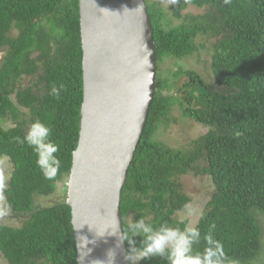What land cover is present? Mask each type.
<instances>
[{"label":"trees","instance_id":"trees-1","mask_svg":"<svg viewBox=\"0 0 264 264\" xmlns=\"http://www.w3.org/2000/svg\"><path fill=\"white\" fill-rule=\"evenodd\" d=\"M170 1L171 16L160 1L146 0L156 93L122 190L123 228L141 216L155 226H188L176 218L190 201L181 180L203 175L214 193L195 225L201 240L194 250L202 251L210 236L229 264H264V0ZM190 6L204 12L184 15ZM169 16L180 23L171 26ZM203 38L213 40L205 73L179 67L174 75L184 80L170 84L166 61L196 56ZM82 58L79 0H0V157L11 165L2 188L10 215L0 222V257L8 264H78L71 207L38 201L59 186L44 178L36 154L19 140L36 120L51 128L60 146L56 180L67 194L84 98ZM25 77L31 78L26 87ZM61 84L54 98L50 88ZM175 106L206 128L188 148L155 140L161 125L176 123ZM140 264L167 262L155 257Z\"/></svg>","mask_w":264,"mask_h":264},{"label":"water","instance_id":"water-1","mask_svg":"<svg viewBox=\"0 0 264 264\" xmlns=\"http://www.w3.org/2000/svg\"><path fill=\"white\" fill-rule=\"evenodd\" d=\"M79 11L84 98L66 200L77 261L109 264L111 251V264H130L107 228H123L122 190L156 93L152 21L146 0H79Z\"/></svg>","mask_w":264,"mask_h":264},{"label":"clouds","instance_id":"clouds-1","mask_svg":"<svg viewBox=\"0 0 264 264\" xmlns=\"http://www.w3.org/2000/svg\"><path fill=\"white\" fill-rule=\"evenodd\" d=\"M230 3L231 0H224ZM65 86L59 87L53 85L49 94L54 98H60L61 92ZM51 128L40 120L34 121L20 143H26L36 154V165L40 169L44 178L53 181L59 186L56 177L61 168V160L58 156L60 146L54 142L51 137ZM19 139V138H18ZM8 159V158H7ZM66 185H70L71 176L65 177ZM185 205V208H188ZM111 229L109 235L117 237V246L123 241L129 244V251L126 259L130 264H140L151 258H163L167 264H229V258L226 256L222 245L213 240L210 236L206 237V247L202 251L194 250V245L199 244L201 233L196 226L179 227L169 226L162 223L159 226L147 221L141 216L139 219L130 220L125 228H122L117 220L115 228ZM105 231L98 235H103ZM136 237H140L139 246ZM85 242H87L85 240ZM113 258V253L109 252V264ZM101 264V262H100Z\"/></svg>","mask_w":264,"mask_h":264},{"label":"rangeland","instance_id":"rangeland-1","mask_svg":"<svg viewBox=\"0 0 264 264\" xmlns=\"http://www.w3.org/2000/svg\"><path fill=\"white\" fill-rule=\"evenodd\" d=\"M155 1H160L163 7H165L167 13H169V15L171 16V13L169 11L171 4L170 0ZM203 12V9H199L195 6H190L185 11H183V14L198 15ZM170 18L172 20L171 26L178 24L181 21L173 17ZM199 42H202V44H204V47L200 46L199 52L196 56L186 57L183 60L168 59L166 61L164 65L163 76L169 78L170 84L172 82L174 83V81L176 80H178L177 82L184 80V76H181L180 79H176L174 75V72L179 67L185 70L193 69L197 70L200 73H205L203 71V68H205L204 61L210 58L209 53L211 52V50H209V46L211 45L213 40L203 38ZM30 80V77H25V79L22 80V85L24 87L29 86V84H31ZM173 116L176 120V123L174 121L169 126L161 125L157 131L155 140L161 141L162 143L167 144L169 147L175 149H184L188 148L195 139H197L202 133L206 131L205 127L194 124L189 119L184 118L178 106L174 107ZM10 171L11 165L8 159H2V157H0V222L4 219V217H8L10 215L8 209L4 207L6 201L2 193V188L8 185ZM181 182L183 186V192L189 197L190 201L187 204L189 207L178 212L176 214V218L179 220H187L189 222L188 226H195L198 223L200 217L202 216L206 204L211 199L214 193V185L209 177L203 175H187L182 177ZM66 200L67 194L65 192L64 183L59 184V187L54 193V195L38 199V201L44 206L54 205L56 203ZM9 218L10 220L6 221H8L10 224H20L19 222H15L13 218ZM260 224L264 230V216L260 218ZM0 264L8 263L0 257Z\"/></svg>","mask_w":264,"mask_h":264}]
</instances>
